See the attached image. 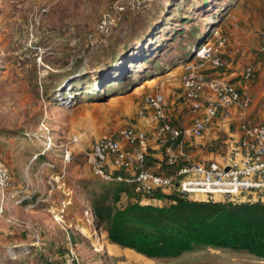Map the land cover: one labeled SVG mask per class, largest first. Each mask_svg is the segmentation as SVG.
<instances>
[{
    "label": "rangeland",
    "instance_id": "374dc122",
    "mask_svg": "<svg viewBox=\"0 0 264 264\" xmlns=\"http://www.w3.org/2000/svg\"><path fill=\"white\" fill-rule=\"evenodd\" d=\"M119 4L0 0V164L10 176L5 194L0 191V264H264L215 247L150 259L110 243L97 229L91 200L115 186L92 174L87 153L96 140L129 126L147 128L137 114L156 93L165 95L174 118L184 101L181 76L187 65L199 64L190 53L198 37L190 30L199 32L202 46L217 30L228 39L227 20H264V0H152L100 33L98 24ZM254 43L255 59L236 70L254 67L255 78L246 81L253 86L259 72L264 76V29ZM261 81L257 92L264 96ZM179 116L189 126V110ZM212 128L194 142L189 156L195 161L206 153L226 155L231 138L223 132L212 138ZM73 136L77 144H69ZM126 190L121 207L138 200Z\"/></svg>",
    "mask_w": 264,
    "mask_h": 264
},
{
    "label": "built area",
    "instance_id": "2783aa9c",
    "mask_svg": "<svg viewBox=\"0 0 264 264\" xmlns=\"http://www.w3.org/2000/svg\"><path fill=\"white\" fill-rule=\"evenodd\" d=\"M151 1L120 0L116 11L98 24L99 32L109 34L118 18L145 9ZM218 33L215 31L208 42L196 48L199 64L187 65L181 76V97L192 115L190 127L183 130L171 122L164 94L147 96L137 115L143 122H151L152 128L134 125L116 134L99 137L87 153L88 164L96 178L110 184H128L136 193L145 196L177 190L188 196L219 195L229 200L253 198L264 201V121L243 122L237 138L231 137L228 151L221 159L195 161L182 151L180 140L202 139L220 112L228 113L233 109L244 112L250 103V98L241 93L238 86L205 73L209 65L220 68L224 64L219 53L228 39L221 38ZM254 70L252 66L247 67L241 74L243 80L253 79ZM151 140L161 147L167 164L177 166L182 161L174 173L158 174L146 168V149ZM78 142L79 137L73 136L69 144ZM9 183V171L0 164V191L3 194Z\"/></svg>",
    "mask_w": 264,
    "mask_h": 264
},
{
    "label": "trees",
    "instance_id": "16d2710c",
    "mask_svg": "<svg viewBox=\"0 0 264 264\" xmlns=\"http://www.w3.org/2000/svg\"><path fill=\"white\" fill-rule=\"evenodd\" d=\"M222 28L224 29V27ZM188 35L193 39L198 37L197 43L191 48V52L189 51L193 54L194 50L202 44H199L202 36H199L198 31L192 30L188 32ZM221 36L223 37V35ZM206 37L208 38L207 35H204V39ZM224 37L226 38V36ZM226 47L227 45L220 49L219 56L222 61L225 60L224 50ZM188 53L183 55V58ZM188 59L190 60V58ZM158 63L159 59H156L154 66H157ZM223 63L220 68L209 65L207 71L210 73L207 71L205 73L209 77L222 78L223 72H219V70L226 67L225 62ZM241 79L243 80L242 77ZM230 83L238 86L232 81ZM238 88L241 93L244 92L240 86ZM144 105L143 102L140 109ZM221 113L226 112H220L217 115L213 127ZM169 119L173 123L170 117ZM180 141L183 154L189 156L191 150H185L189 143L186 139ZM150 151L148 144L146 168L161 174L151 168L152 162L159 161L153 159V154L151 155ZM181 162L179 161L177 166H170L166 163L162 153L160 168L164 172L175 171L181 166ZM166 172L165 175H170ZM111 184L115 186L113 190L103 192L93 198L91 208L97 229L106 231L107 239L112 244L150 259H175L199 248L215 247L242 251L254 258L264 260V201L262 200L253 198L229 200L215 198V196L199 200L194 195H183L177 190L160 191L145 196L136 193L134 188L128 184ZM126 187L134 192L138 200L121 207L119 205L121 194L127 191Z\"/></svg>",
    "mask_w": 264,
    "mask_h": 264
},
{
    "label": "crops",
    "instance_id": "0c3cea01",
    "mask_svg": "<svg viewBox=\"0 0 264 264\" xmlns=\"http://www.w3.org/2000/svg\"><path fill=\"white\" fill-rule=\"evenodd\" d=\"M240 3H242V1H240ZM262 29H264V20H227L225 22L224 32L228 37V44H227V48L224 50V57H225L224 62H225L227 71L223 72L222 78L232 81L236 83L237 85H239L241 89L244 91V93L247 95L253 92L255 94V97L253 99L252 98L250 99L249 108L245 110L244 112H241V111L239 112L238 110L233 109L231 112H228V114L221 113L214 127L212 128L213 131L210 130L211 132H209L208 134V135L211 134L212 138H215V137L218 138L221 135V132L224 133L223 135L229 136V138L231 137L237 138L239 134V127L243 122L256 124V123L264 121V104H262L264 103V96H261L257 92V90L262 85L261 80H264L263 73L262 74L260 72L258 73L260 77L262 75V79L256 85L253 86L252 84L246 83L241 80L240 75L242 74V71L241 72L236 71L237 68L241 67L243 64L250 65L249 62L252 58L255 59V57H253V51L257 46H255L256 43L254 42L256 41V37L259 35ZM258 69H261L260 64L258 65L257 70ZM177 105H178L176 108L177 114L172 119L173 123L175 126L183 130H186L190 127V123H189V126L187 124L186 127H185L186 123H184L183 125H180L179 114L182 113L184 109H186L187 111L189 110L191 114L190 108L186 105L184 101L182 103H177ZM190 121H191V117H190ZM148 128L151 129L152 126L149 125ZM217 132H220V133H217ZM188 140L189 142L188 141L187 142L189 143V145L185 148V150L186 149L187 151L191 150L189 152L191 153L193 149H195V146H194V142H192L190 138ZM231 142L232 141L230 139L227 140V143L229 145ZM149 147L151 149L150 151L151 155L153 154L152 155L153 159L159 161L157 163L152 162L153 166L151 168L158 171L161 174H165V172L162 171L160 168L161 166L160 159L163 153L161 147L154 140H151L149 142ZM213 157L214 156L212 154L210 155L206 153L205 156H202L198 160H218L219 159V157H214V158Z\"/></svg>",
    "mask_w": 264,
    "mask_h": 264
},
{
    "label": "clouds",
    "instance_id": "9594fccd",
    "mask_svg": "<svg viewBox=\"0 0 264 264\" xmlns=\"http://www.w3.org/2000/svg\"><path fill=\"white\" fill-rule=\"evenodd\" d=\"M198 48V47H197ZM194 53H195V50H194ZM243 72V71H242ZM242 81H244V80H242ZM246 82V81H245ZM239 86V85H238ZM237 110V109H236ZM239 111V110H238ZM192 116V115H191ZM190 125H191V121H190ZM191 141H193L194 139H190ZM196 140H198V139H196ZM195 140V141H196ZM228 151V150H227ZM130 186V185H129ZM197 197V196H196Z\"/></svg>",
    "mask_w": 264,
    "mask_h": 264
}]
</instances>
